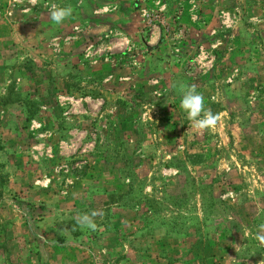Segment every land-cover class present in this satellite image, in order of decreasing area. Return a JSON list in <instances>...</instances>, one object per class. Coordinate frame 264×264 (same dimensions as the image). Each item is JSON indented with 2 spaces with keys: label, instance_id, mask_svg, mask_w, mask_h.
I'll return each instance as SVG.
<instances>
[{
  "label": "rangeland",
  "instance_id": "obj_1",
  "mask_svg": "<svg viewBox=\"0 0 264 264\" xmlns=\"http://www.w3.org/2000/svg\"><path fill=\"white\" fill-rule=\"evenodd\" d=\"M262 223L264 0H0V264H264Z\"/></svg>",
  "mask_w": 264,
  "mask_h": 264
},
{
  "label": "clouds",
  "instance_id": "obj_2",
  "mask_svg": "<svg viewBox=\"0 0 264 264\" xmlns=\"http://www.w3.org/2000/svg\"><path fill=\"white\" fill-rule=\"evenodd\" d=\"M72 11L71 7H62L52 4L49 11V19L55 24L60 25L72 16ZM180 89L182 93L180 108L186 113L191 130L197 134H201L204 131L215 128L220 119L219 114H214L210 109L205 108L204 98L197 92L196 86L181 84ZM102 214L100 210H93L90 214H82L79 216L77 224L82 227H87L92 231H96L97 225L95 223V217ZM257 239L264 245V223L259 225Z\"/></svg>",
  "mask_w": 264,
  "mask_h": 264
}]
</instances>
